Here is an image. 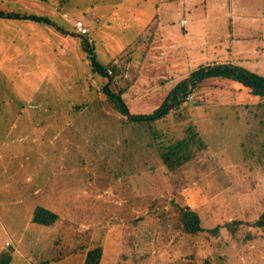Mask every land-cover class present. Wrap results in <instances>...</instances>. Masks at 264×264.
I'll list each match as a JSON object with an SVG mask.
<instances>
[{
	"label": "rangeland",
	"instance_id": "1",
	"mask_svg": "<svg viewBox=\"0 0 264 264\" xmlns=\"http://www.w3.org/2000/svg\"><path fill=\"white\" fill-rule=\"evenodd\" d=\"M88 4L111 25L104 35L93 29L91 49L78 38L61 42L53 34L64 35L51 24L0 19V264H84L96 247L103 248L100 264H264V229L247 225L264 214V100L236 82L207 79L164 120L126 123L132 116L105 95L141 91L133 82L138 71L126 67L143 49L124 41L133 37V15L118 0H66L63 10L73 21ZM173 4L195 31L186 38L181 32L182 74L228 57L235 38L222 34L227 22L215 35L208 31L222 14L212 11L211 0ZM205 8L213 17L191 25ZM58 23L68 28L63 19ZM261 35L256 42L264 47V26ZM158 67L148 71L154 88L167 80ZM106 71L113 80L107 94L95 84ZM256 73L264 77V65ZM188 126L206 149L171 171L159 150L176 146ZM185 156L182 151L177 160ZM38 206L58 220L49 227L33 223ZM181 208L197 212L205 228L219 227L218 235L182 234ZM53 250L72 253L48 263L58 254Z\"/></svg>",
	"mask_w": 264,
	"mask_h": 264
},
{
	"label": "crops",
	"instance_id": "2",
	"mask_svg": "<svg viewBox=\"0 0 264 264\" xmlns=\"http://www.w3.org/2000/svg\"><path fill=\"white\" fill-rule=\"evenodd\" d=\"M118 1L122 4L126 3V8L123 9L125 15H133L130 19V29L132 30L133 37L130 39L125 38L124 41H127V45L135 43L134 46L138 45L139 48L143 47V49H145L143 50L141 48L142 54L140 56V52L136 60L135 58L127 59L128 62L126 64L127 69L130 70L134 68L138 71L133 82L136 83V85L142 86L140 88L141 91H137V93L131 95L130 98L124 96L121 99L128 109V115H149L169 98L170 92L179 82L188 78L193 72L199 70V65L197 67L196 65H193L192 67L188 66L186 67L187 69H185V72H187L182 74L181 60L179 59L182 55L181 51L187 53V51L183 50L186 43L182 41L181 32H184V38H186L194 36L195 31L194 29L189 30L186 28L188 23L183 24L186 20L179 17L180 13H178L177 8H171L175 6L173 0H152L151 6L155 8L154 13L148 10L146 3L150 2L147 0ZM65 2L66 0H0V19L51 24L52 28L55 29L57 33L61 32L64 35L60 36L53 34V36L58 37L61 42H67L68 37L73 39L78 38L81 45L86 44L87 48L91 49V46L95 43V40H93L90 35L93 29L97 27L102 30L109 25L105 18L106 14L104 16L102 13H99L102 11H97L92 4H88L85 6L86 9L82 11V17L76 16L77 19H72L73 21H70L69 13L63 10V4ZM167 7H170L168 11L172 12L168 16H166L165 13L167 12L165 9ZM210 7L212 8V11H220L222 14L214 17L208 16L207 8H205V17L193 21L191 25L194 23H200L201 21L207 22L209 17H213L210 20L211 26H209L208 31L215 35V31L227 22L229 24V29L226 31L225 28L224 31L223 26L222 34H228L231 38L234 37L235 42L232 47L228 49L227 58L216 59V61H210V63L203 62L200 64V68H209L211 65L215 64H232L258 74L256 72H258V70L261 69V66L264 65V47L256 42L257 38H262L261 31L264 26V0H211ZM116 8L117 5L115 10ZM146 11L147 13L144 15ZM155 14L156 17H154ZM100 17H102V19H100ZM60 19H63V21L67 23L68 28L59 25L58 22ZM98 21L101 23L99 24ZM77 22H82L84 27L88 29L87 35L82 36L78 33L75 28ZM108 27H111V25ZM118 29L120 30L121 26H119ZM147 31L150 33L149 36L145 35ZM96 35H98V33L94 36ZM144 39H146V41ZM159 53L163 55V58L159 57ZM149 54L152 56V61H150L151 64L145 62V59ZM171 59H173L172 64H170ZM117 60H119L118 57L116 61ZM134 61L136 66L132 65ZM94 65L97 64L94 63ZM118 65H120V67H118ZM121 65L122 62L120 61L116 64L119 69H121ZM153 65H159V69L162 70L164 68L166 70L165 72H167V76H164V79L167 80L164 82L165 84H162L159 88H154L155 85L154 87L153 85H148V80L155 76L154 74L152 76L148 73V71L154 70ZM109 69V71H113L112 68ZM105 75L106 77L98 76L97 82L95 81V84L103 87V89H106L109 85L113 84L112 76L108 75L107 71L105 72ZM125 75H127V73H125ZM182 75H184V77ZM103 77L106 82L101 86ZM212 79L213 78L208 80ZM162 86L163 89L161 90V94L155 96ZM127 91L128 90L123 93H126ZM151 102L160 103V105H150L149 103Z\"/></svg>",
	"mask_w": 264,
	"mask_h": 264
},
{
	"label": "trees",
	"instance_id": "3",
	"mask_svg": "<svg viewBox=\"0 0 264 264\" xmlns=\"http://www.w3.org/2000/svg\"><path fill=\"white\" fill-rule=\"evenodd\" d=\"M211 78H217L223 81L225 80L241 84L244 87L248 88L253 96L258 97L260 100H264V77L232 64H216L209 68L202 67L199 70L193 72L189 76V78H186L179 82L170 92L169 98L165 100L163 104L152 114L133 115L130 119L126 121V123L129 124L131 122H143V124L146 123L147 125H151L162 119L164 120L169 113H172L171 111L176 110V108H180L185 103L186 97L188 96H186V94L190 93L191 88H193V91L191 92L193 93L200 83ZM192 82L194 83L191 84ZM110 86L111 85H109L108 87ZM108 87L104 89L106 94L108 91ZM179 96L181 98L180 102ZM105 98L108 99V101L113 105V107H115V109L120 114H123L124 116L128 115V109L126 108V105L121 99L120 95H105ZM176 103L178 104L172 107L171 109H168L171 105H174ZM185 132V138L182 141L177 142L176 146L170 148L168 151L166 150L167 152L161 148L159 150V153L162 155L161 157L163 163L167 164L168 168L171 171H175L184 163L189 162L199 152L206 149V144L204 143L199 132L195 129V126H188ZM182 151L186 155V160H177L179 153ZM58 217L59 216L54 212L44 207L38 206L34 210L32 222L37 225L49 227L58 220ZM179 217L182 228V234H184L185 236L196 238L205 232L215 236L219 233V227L213 229L205 228L202 224L200 215L191 209L181 208L179 210ZM228 225L229 224H225V227H228ZM247 225L264 229V214H262L257 220L253 222H247ZM54 244L55 247H60L61 242L59 240H56ZM57 251L58 254L54 255L56 257L50 258L48 260V263L58 262L59 260L64 259L66 256L72 253H64L61 252V250H53L52 253L55 254ZM61 253L63 255H61ZM102 256V247H96L92 250H89V252L86 253L84 264H100ZM4 263L11 264V260L4 261Z\"/></svg>",
	"mask_w": 264,
	"mask_h": 264
},
{
	"label": "built area",
	"instance_id": "4",
	"mask_svg": "<svg viewBox=\"0 0 264 264\" xmlns=\"http://www.w3.org/2000/svg\"><path fill=\"white\" fill-rule=\"evenodd\" d=\"M186 22L184 21L183 24ZM75 28L77 29L78 33H80L82 36H85L88 34V29L84 27L82 22H77L75 24Z\"/></svg>",
	"mask_w": 264,
	"mask_h": 264
},
{
	"label": "water",
	"instance_id": "5",
	"mask_svg": "<svg viewBox=\"0 0 264 264\" xmlns=\"http://www.w3.org/2000/svg\"><path fill=\"white\" fill-rule=\"evenodd\" d=\"M193 84V83H192ZM191 87H192V85H191ZM193 91V88H191V91L190 92H192ZM181 101V99L179 100V102ZM172 106H170L169 108H171ZM168 108V109H169Z\"/></svg>",
	"mask_w": 264,
	"mask_h": 264
}]
</instances>
